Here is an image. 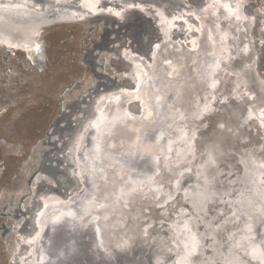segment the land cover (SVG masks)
<instances>
[{
	"label": "bare ground",
	"instance_id": "obj_1",
	"mask_svg": "<svg viewBox=\"0 0 264 264\" xmlns=\"http://www.w3.org/2000/svg\"><path fill=\"white\" fill-rule=\"evenodd\" d=\"M164 1L0 0V46L8 52L23 51L36 66L44 56L39 31L86 13L109 15L118 22L128 10L145 18L147 11L160 35L145 59L126 50L117 52L125 68L123 72L118 69L122 74L114 79L122 78L123 84L96 98L92 115L83 120L70 144L68 172L78 182V190L60 199L55 182L45 178L42 170L27 182L29 194L43 178L41 183L52 190L41 196L39 208L30 217L34 232L27 238H14V260L10 264H56L53 260L59 254L64 257L75 239L83 242L86 236L84 242L90 241L88 254L95 264L100 262V254L105 259L101 264H241L234 254L237 251L232 238L241 223L240 218L232 217L246 214L247 220H264L255 217L260 215L255 208L264 197V139L249 121L255 116L262 122L260 132L264 133V84L255 74V53L250 43L254 21L241 7L224 0H202L199 9L179 8L174 6L177 0H172L167 10ZM101 4L102 11L98 10ZM55 18L58 21H53ZM176 25L189 35L174 43L170 34ZM259 31L264 38V25ZM129 103L137 106L136 114L130 112ZM73 108L72 112L77 111ZM101 111L108 119L101 131L105 126L111 130L101 143L115 144L114 161L104 175L94 176L89 188L84 175L89 170L80 153H88L89 127L98 123ZM116 113L122 115V123L114 126L112 117ZM57 124L56 119L53 125ZM216 125L229 137L222 140V148L211 145L221 135L213 130ZM206 145L207 154L212 155L215 148L216 160L201 166ZM222 155L230 157L224 166L217 160ZM225 166L231 169L228 176H233L227 182L221 178ZM187 191L192 194L187 195ZM25 202H30L29 197L16 218L18 224L26 218L22 211L28 208ZM218 206L222 209L216 210ZM162 222L171 223L165 240L158 243L164 230ZM23 225L20 229L26 230ZM47 225L49 232H44ZM56 227L63 229L54 236L51 233ZM80 227L85 230L79 231ZM10 228L4 233L13 234ZM217 232L225 237L227 250ZM229 238L233 240L230 246ZM20 245L26 249L24 254H17Z\"/></svg>",
	"mask_w": 264,
	"mask_h": 264
},
{
	"label": "rangeland",
	"instance_id": "obj_2",
	"mask_svg": "<svg viewBox=\"0 0 264 264\" xmlns=\"http://www.w3.org/2000/svg\"><path fill=\"white\" fill-rule=\"evenodd\" d=\"M177 1L176 6L179 8L192 6L199 9L202 4V0ZM224 3L236 4V8L241 7L243 13L251 15L254 21L250 31V43L255 53L254 71L264 84V38L259 31L264 25V0H224ZM101 5L98 10L102 11L104 5ZM122 9L120 7L119 11L124 13ZM145 12L146 18L139 12L128 10L125 12V18L118 22L109 15L86 13L75 19L43 27L37 34L44 52L40 66L31 64V60L26 59V53L23 51L13 49L12 54L0 46V264L13 262L12 249L16 246L14 238H27L34 232L30 217L39 208L38 200L41 196L52 190L39 179L32 194H29L27 189L32 175L42 170L45 178L55 182L54 188H57L55 191L58 190L60 199L78 190V182L68 172L71 141L80 130L83 120L92 115V105L96 98L116 90L123 84L122 78H118L121 82H116L117 78H111L121 75L118 69L123 72L125 68L124 63L117 57V52L126 50L131 55L145 59V53L150 51L148 49L159 41L160 35L155 31L154 19ZM176 30L170 34L171 42L182 41L189 35H185L179 25H176ZM251 91L253 92V89ZM238 96L240 101L246 102L244 96ZM129 107L130 112L136 114L135 104L129 103ZM60 108L62 111L58 113ZM72 108L77 111L72 112ZM78 118L80 120H76ZM56 119L57 126L53 125ZM250 122L260 134V138L264 139V133L260 132L262 122L255 116L250 117ZM217 160L223 162L224 166L230 162V157L222 155ZM230 170L226 166L223 169L221 178L225 182L233 177L228 176ZM187 180L190 181L189 177ZM27 197L30 199V202H25L28 212L27 209H22L26 218L18 224L16 218L20 216L21 207ZM218 209L222 208L218 206L216 210ZM162 223L165 231L159 234L158 243L165 237L166 229H169L170 225ZM22 225L26 230L20 229ZM9 227L14 230L13 234L4 233ZM25 251V247L21 248L20 245L17 254H24Z\"/></svg>",
	"mask_w": 264,
	"mask_h": 264
},
{
	"label": "water",
	"instance_id": "obj_3",
	"mask_svg": "<svg viewBox=\"0 0 264 264\" xmlns=\"http://www.w3.org/2000/svg\"><path fill=\"white\" fill-rule=\"evenodd\" d=\"M106 1H109V0H106ZM171 1L172 0H165L164 1V3H165L164 8L166 10H167L166 5H169V3ZM177 2H179V1H177ZM174 6H176V4ZM53 21H58V19L55 18ZM10 52H12V51H10ZM12 54H13V52H12ZM232 56H233V54H232ZM117 57L119 58L120 56L117 55ZM111 78L114 80V77H111ZM115 80H116V82H121L118 78ZM126 82L129 85H131V83H133V81H131V83L129 81H126ZM135 107H136V110H138L136 105H135ZM131 109H133V108H131ZM121 118H122V115L120 113H116L112 117V120L114 119L113 121L115 122L114 126L122 123ZM107 120H108L107 115L101 111L100 114L98 115V123L97 122L94 124L92 123L91 126L89 127V131H90V137L88 139L89 144H90L89 151L87 154L80 153V157L82 159V162L84 163V167H86L89 170L88 174L84 173V175L86 177L85 182L89 188L90 187L92 188L91 182H92V180H94V178H95L94 176L100 178L102 175L105 174L104 170H106L105 168L109 165V163H112L114 161V154H113L112 150L114 149L115 144L113 145L112 143H108V144H105V146H104L101 143L103 138L105 136H107L111 131L110 129L106 128V126L101 131V128L103 127L102 125H104V123H106ZM249 121H250V118H249ZM112 128H114V127H112ZM213 130H215L216 134L219 133L221 135H220V137L215 138L216 140H213L211 145L219 146L220 148H222V145H221L222 140H225L229 137L226 133L220 132L217 128V125H216V127H214ZM207 147L208 146L206 145L204 148L205 151L203 150L205 154H204V157L202 159L203 162L202 161H201L202 163L200 162L201 166L202 165H204V166L205 165L206 166L211 165L216 160L215 152H214L215 148L212 147V155H210L209 153L207 154V150H206ZM83 163H82V165H83ZM41 180H44V179H41ZM207 184H210V183L207 182ZM190 194H192V193L190 191H187V195H190ZM206 199H208V197H206ZM193 203L195 204V207H198V205H197L198 203H196L195 201ZM236 207H237V205H236ZM255 210L258 211V213L260 214L258 216H255L256 219H258V217L264 219V197H263L262 201H259V204H258V206H256ZM245 215L246 214H243V215L235 214L232 217V219H234V220L236 218H240L239 222L241 223L240 230L237 233H235L234 236L232 237L234 239V242L236 243V246L234 245L233 248L237 251V252H234V254H236L237 260L240 261L241 264H263L264 263V220L261 223H259V221L257 223V221L254 219L253 220L245 219L244 218ZM215 221H217V220H215ZM219 222H221V221L219 220ZM74 228L75 229L73 231H76V227H74ZM47 229L49 232L48 225L44 228V232ZM62 229H63V227H60V228L56 227V228L52 229L53 231L51 234L54 236L56 234H61ZM80 230L84 231L85 229L80 227L79 231ZM92 230L95 232L96 228L92 229ZM241 231H243V233L246 234L248 236V238H245L243 236V234L240 233ZM217 234H218V232H217ZM222 236L223 235L218 234V238H220V240L222 241L221 243L225 242L223 249L227 250V247H226L227 242L225 241L226 239H225V237L222 238ZM86 237H82L83 242L79 241V238L75 239L77 244H75V240H74V243L73 244L71 243L72 244L71 249L66 251L64 257H63V255L59 254L53 261H55L56 264H72L73 262H75V264H95L93 258L88 254V251L90 249L89 246L91 245V243H90V241L84 242ZM227 240H228L229 246H230L232 244L233 240L231 238H229ZM259 241L261 243H259ZM96 246L98 248H100L99 247L100 245L96 244ZM76 255H78V256L76 257ZM105 255H106L105 257H108L106 253H105ZM72 256H73V260L71 259ZM75 257L77 260H75ZM99 257H100V260H99L100 262L105 260L101 254L99 255ZM80 258H81V261H80ZM100 262H98L97 264H101ZM48 263L51 264L50 262H48Z\"/></svg>",
	"mask_w": 264,
	"mask_h": 264
},
{
	"label": "snow or ice",
	"instance_id": "obj_4",
	"mask_svg": "<svg viewBox=\"0 0 264 264\" xmlns=\"http://www.w3.org/2000/svg\"><path fill=\"white\" fill-rule=\"evenodd\" d=\"M37 47H39V46H37Z\"/></svg>",
	"mask_w": 264,
	"mask_h": 264
}]
</instances>
